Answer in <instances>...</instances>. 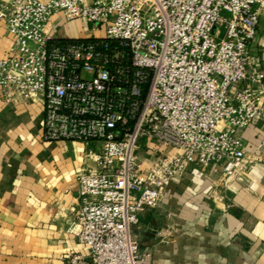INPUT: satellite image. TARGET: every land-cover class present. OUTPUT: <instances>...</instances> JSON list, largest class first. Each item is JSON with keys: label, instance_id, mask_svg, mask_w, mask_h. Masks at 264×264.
<instances>
[{"label": "built area", "instance_id": "built-area-1", "mask_svg": "<svg viewBox=\"0 0 264 264\" xmlns=\"http://www.w3.org/2000/svg\"><path fill=\"white\" fill-rule=\"evenodd\" d=\"M263 13L264 0H0L3 101L41 105L45 142L85 145L71 231L86 251L68 264H141L133 227L175 178L196 166L228 184L261 161L240 132L264 119L250 54ZM56 15L103 35L54 33Z\"/></svg>", "mask_w": 264, "mask_h": 264}, {"label": "crops", "instance_id": "crops-1", "mask_svg": "<svg viewBox=\"0 0 264 264\" xmlns=\"http://www.w3.org/2000/svg\"><path fill=\"white\" fill-rule=\"evenodd\" d=\"M58 21L49 29L62 35ZM11 46L0 24V58ZM250 54L264 69V13ZM43 132L41 105L6 104L0 94V264H68L67 254L86 251L71 231L85 145L45 142ZM240 136L261 159L246 176L224 184L220 170L191 166L159 206L139 212L132 233L141 264H264V119Z\"/></svg>", "mask_w": 264, "mask_h": 264}, {"label": "rangeland", "instance_id": "rangeland-1", "mask_svg": "<svg viewBox=\"0 0 264 264\" xmlns=\"http://www.w3.org/2000/svg\"><path fill=\"white\" fill-rule=\"evenodd\" d=\"M60 29L62 35L71 37V32L74 33L75 38H87L92 35L102 36L103 33L99 29L97 31L93 30V26L88 24L85 20H75L71 22L61 21L58 23V30ZM59 31V32H60ZM59 34V33H58ZM3 100V98L1 97Z\"/></svg>", "mask_w": 264, "mask_h": 264}]
</instances>
